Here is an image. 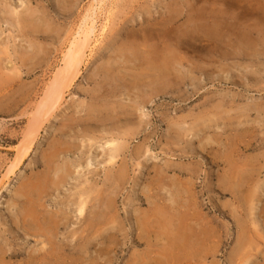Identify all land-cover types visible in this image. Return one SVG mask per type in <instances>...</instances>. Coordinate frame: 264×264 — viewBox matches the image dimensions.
Segmentation results:
<instances>
[{"label":"rangeland","instance_id":"374dc122","mask_svg":"<svg viewBox=\"0 0 264 264\" xmlns=\"http://www.w3.org/2000/svg\"><path fill=\"white\" fill-rule=\"evenodd\" d=\"M95 2L0 0V179L27 141L45 85ZM248 3L259 8L252 21H259L257 35L264 37V0ZM103 6L100 11L110 10L107 32L92 44L80 76L44 123L21 170L0 189V250L21 252L6 256L5 264H29V256L49 248L44 236L16 223L22 190L42 181L47 190L39 217L69 215L53 245L71 264L81 247L83 264H238L241 224L252 230V238L243 239L248 264H264L261 43L255 56H216L206 37L212 0H105ZM6 8L30 13L42 32L5 21ZM164 61L173 68L166 78L155 72ZM108 131L121 132L127 142L115 164L102 157ZM119 171L126 173L121 181ZM233 171L263 183L255 220L247 215L251 183L240 188L241 203L219 192V180ZM82 189L91 192L79 217L74 201ZM110 199L113 210L107 208ZM96 213L99 232L91 226ZM184 232L195 245L188 256L173 247L175 256L170 247Z\"/></svg>","mask_w":264,"mask_h":264},{"label":"bare ground","instance_id":"6f19581e","mask_svg":"<svg viewBox=\"0 0 264 264\" xmlns=\"http://www.w3.org/2000/svg\"><path fill=\"white\" fill-rule=\"evenodd\" d=\"M244 1H246V3H243ZM103 2H105V0H96L95 6L93 7V4L92 9H90V11L88 10V13L83 17L84 19L79 25V28L75 33L76 35H74L72 39L69 40L66 45V48L63 50L59 66L55 71L53 77L45 85L43 96L41 100L37 103L31 115L26 133L27 141H25L18 148L15 159L8 166L6 172L0 179V189L4 184H7V182L9 181V179H11L12 176L17 174V171L21 170L23 161L30 155L32 143L40 134V130L43 127L44 123L49 119L55 117V112L65 99L66 93L69 91L71 86H73L75 81L80 76L82 72V67L88 57V51H92V44L100 41L99 39L103 37V35L107 32L111 23V17L109 13L110 10L106 11V13L105 11H100L105 10ZM3 13L4 15L8 16V19L5 20L7 22L10 21V23H15L16 25L22 27L24 30H26V28H29V30L31 29L33 33L42 32L41 28L38 25L34 24V19L32 18V15L30 13L24 16L17 8H6L5 10H3ZM102 13L106 14L104 19L105 21H103V23H101L100 27L98 28V18ZM258 14V6L248 3V0H212V21L209 27L207 28L208 32L206 33V37L211 43L213 53L216 56H219V54H233L235 56H255L259 54L260 51H258V46L260 45V43L262 45V48L264 49V37L260 38L258 36L261 31V29H258L259 21H252V17ZM201 27L206 26L202 24ZM262 31L264 32V30ZM179 35L177 36L176 40L178 45L183 43L181 39L182 35ZM224 47L226 48V50H224ZM173 51L176 50L173 49ZM166 58L168 57L166 56ZM152 61V63H150V60L148 61V64H150L149 67H151V64L153 65L157 61V59L154 58L152 59ZM166 65L167 64H165V61L160 65L158 64L156 66L158 68V71H156L154 68L155 72H158V75L164 76L166 78L168 73H170L171 71L173 72V68L169 70ZM159 80L161 79L159 78ZM107 133L109 136L103 141L102 157L105 158V161L107 163L115 164L119 153L123 149L127 148V142L123 139H120V137L122 136H120L121 132L119 131L115 133L114 131H108ZM93 140H95V137ZM94 159L95 155H93L91 160H88L86 166H92ZM87 172L92 174L94 173V170L92 168H87ZM125 175L126 173H124L123 171H119L116 177L121 181V179H123ZM62 180L60 182L59 180H57L56 184L59 185ZM46 182L47 181H42V183L40 182V184L38 183V185L34 184L32 186L25 187L24 190L21 189L22 194L19 196L20 198L24 196L25 200L23 203V209L21 210L19 217L16 215V223L23 222L24 229L27 232H30L33 235L44 236L47 242L50 244L49 248H46L45 251L38 252V254L29 256L27 262L29 264H71L67 261V258L61 257V255H59V252H57L53 245L55 243L56 233L64 225V223L62 222L63 219L68 220L69 215L67 214L63 217H58L53 213H48L47 216L44 215L43 219H41L37 211L38 203L40 204L41 196H43V194L47 190ZM249 183H251L252 186L250 188L251 194L249 197H247L249 202L247 215L251 219L255 220L259 216L258 213L261 212H259L258 209V204L260 203L259 189L263 186V183L261 184L260 179L258 177L254 178L253 176H245L244 174L241 175L233 171L232 173L226 174L224 179L221 178L219 180V183L217 184V187L219 188L220 193H222V191L229 192L234 197V200L236 202L241 203L242 197L239 194L240 188ZM227 185L231 187H227ZM5 188L7 189L8 186H5ZM90 192L91 191L88 189H82L79 193V199L77 201H74V203L77 204L76 210L77 215L79 217L86 213V205ZM34 195H37V197H34ZM107 205V208L109 210H113V208H111L113 206V199H110ZM58 213L65 214V212L63 211H58ZM56 216L59 219H57ZM96 216L98 217L95 218V221H92L91 226L94 225L96 232H99L100 215L96 213ZM253 223L256 226V223ZM238 231L240 235V240L238 241L239 246L234 254L239 259L238 264H248L249 254L245 250L243 239L245 240L247 236L249 238H252V230L251 228H247L245 230L244 225L241 224V226L238 227ZM256 235H260V233L257 231ZM176 238L179 239L175 243H172L170 251L174 253V247L177 251H180L179 253H182L185 256L190 255L191 249L193 248L196 242L195 239H191V235L189 232H184L183 234L179 233ZM66 246L68 245L66 244L64 246V250H66ZM84 250V247H81L79 249L81 257L78 258L79 260L77 259L76 263L72 262V264H83L82 254ZM20 255L21 252L16 247L14 249L13 247H11L7 250H0V264H5L6 256L18 257ZM174 255L177 256V254L175 253Z\"/></svg>","mask_w":264,"mask_h":264}]
</instances>
